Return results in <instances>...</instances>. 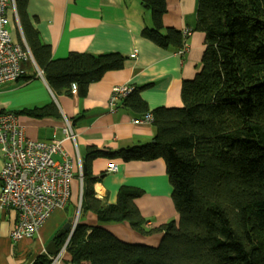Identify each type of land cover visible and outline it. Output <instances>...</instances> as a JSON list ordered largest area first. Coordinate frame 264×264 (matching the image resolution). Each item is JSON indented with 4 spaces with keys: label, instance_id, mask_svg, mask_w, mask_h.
Wrapping results in <instances>:
<instances>
[{
    "label": "trees",
    "instance_id": "trees-1",
    "mask_svg": "<svg viewBox=\"0 0 264 264\" xmlns=\"http://www.w3.org/2000/svg\"><path fill=\"white\" fill-rule=\"evenodd\" d=\"M150 11L152 28L143 35L174 52L184 47L182 31L165 28L167 0H140ZM21 30L37 67L55 94L80 97L126 58L71 54L54 60L29 23L26 0H16ZM196 31L206 35L202 68L182 86L183 107L152 112L155 142L117 151L90 150L84 161L81 216L93 212L100 225L128 222L142 235L162 233L157 247L127 244L102 227L77 224L67 248L72 264H264V0H198ZM25 48L23 42H21ZM135 87L119 107L138 117L150 112ZM56 106L22 111L36 117L59 116ZM124 162L163 159L179 214L159 228L134 200L139 189L122 187L118 201L104 206L94 193L95 158ZM70 230L57 238L65 245ZM41 256L34 264H50Z\"/></svg>",
    "mask_w": 264,
    "mask_h": 264
},
{
    "label": "crops",
    "instance_id": "crops-1",
    "mask_svg": "<svg viewBox=\"0 0 264 264\" xmlns=\"http://www.w3.org/2000/svg\"><path fill=\"white\" fill-rule=\"evenodd\" d=\"M166 5L165 28L193 30L186 38L184 56L155 45L143 35V30L152 28V18L140 0H26L29 23L42 43L51 47L54 60L68 58L71 54L100 56L116 53L127 58L122 69L107 72L101 80L92 83L85 97L78 95L76 85L70 94H55L45 77L39 76L33 57L21 63L26 73L22 78L0 86V112L16 114L25 137L32 141L62 140V148L73 162L74 173L69 203L65 208L55 210L31 239L12 240L18 214L0 203V264H34L41 256L49 258L50 264L53 261L54 264H72L66 244L77 224L102 227L127 244L151 247L160 244L162 233L142 235L128 222L100 225L93 212L81 216V174L90 150L112 152L155 141L157 128L153 123L135 124L133 121L143 116L137 118L124 107L115 112L108 108L113 88L151 84L141 92L150 114L157 108L184 106L182 86L185 81L193 80L202 68L206 35L194 29L198 0H167ZM16 10L15 0L8 12V29L12 41L20 45L23 42L24 49L28 50ZM53 104L59 116L36 117L21 113ZM68 124L75 141L66 139L64 128ZM4 162L0 152V173ZM112 164L116 165V172L107 171ZM165 168L163 159L124 162L120 158H95L91 163L92 177L97 180L94 193L104 206H108L117 203L122 187L141 190L143 195L134 200L135 205L147 220V230L159 228L179 220L173 206V186ZM69 230L65 245H58L57 238ZM51 243L55 244L56 255L48 254Z\"/></svg>",
    "mask_w": 264,
    "mask_h": 264
},
{
    "label": "built area",
    "instance_id": "built-area-1",
    "mask_svg": "<svg viewBox=\"0 0 264 264\" xmlns=\"http://www.w3.org/2000/svg\"><path fill=\"white\" fill-rule=\"evenodd\" d=\"M14 4L15 0H0V86L22 78L26 73L21 63L32 58L28 50L12 41L8 29V12ZM192 32L191 29L182 31L185 38H189ZM186 51L185 44L177 55L184 56ZM38 74L43 77L40 70ZM133 90L132 86L113 88L108 108L115 112L119 103ZM153 120V115L148 113L133 122L151 124ZM64 134L67 140L75 141L69 124L64 128ZM25 136L16 114L0 112V152L5 160L0 173V203L5 209L15 210L18 214L11 233L15 242L36 236L55 210L67 206L74 179L73 162L62 148V140L41 143ZM107 171L116 172V165L112 164Z\"/></svg>",
    "mask_w": 264,
    "mask_h": 264
},
{
    "label": "water",
    "instance_id": "water-1",
    "mask_svg": "<svg viewBox=\"0 0 264 264\" xmlns=\"http://www.w3.org/2000/svg\"><path fill=\"white\" fill-rule=\"evenodd\" d=\"M154 142H155V141H153V143H154ZM84 171H85V168H84ZM47 251H48V254H49V255H56L57 250L55 249V244H54V243H51V244L48 246Z\"/></svg>",
    "mask_w": 264,
    "mask_h": 264
}]
</instances>
